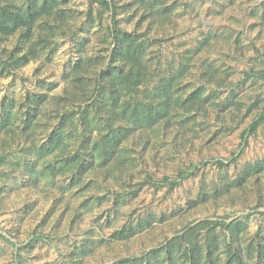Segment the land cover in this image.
Masks as SVG:
<instances>
[{"label":"rangeland","instance_id":"1","mask_svg":"<svg viewBox=\"0 0 264 264\" xmlns=\"http://www.w3.org/2000/svg\"><path fill=\"white\" fill-rule=\"evenodd\" d=\"M108 1L137 83L114 95L101 0H57L0 33V264H192L209 227L186 233L208 220L217 264H264V120L245 133L264 110V76L249 73L264 69V0ZM140 99L151 118L135 123L124 109Z\"/></svg>","mask_w":264,"mask_h":264},{"label":"trees","instance_id":"2","mask_svg":"<svg viewBox=\"0 0 264 264\" xmlns=\"http://www.w3.org/2000/svg\"><path fill=\"white\" fill-rule=\"evenodd\" d=\"M57 0H24V4L21 6H15V1L14 0H8L6 6L2 7L0 10V33L3 34H11L15 32L17 29L22 27L23 25H28V29L32 28V25L35 21L40 19L42 15H44L49 9H52L53 5L56 3ZM103 4L108 5L112 11H113V16H112V32L114 35V38L116 39V43L118 44L116 49L112 51L111 54V62H118L119 65H113V67H116L114 70H109L107 71L104 70L102 71L101 78H103L104 88H108L111 95H114V92L118 89V87H128L129 89H134L133 85H136V80L134 78V73H135V65H131V67H128V70L123 67H127L129 62H133L131 57H128L124 50H123V44L124 42L129 39L128 37L129 34H126L123 30H118L117 26V19L116 15L118 13V6L117 3L113 1H108V0H101ZM14 5V6H13ZM119 31V32H118ZM23 39V37H22ZM139 47L141 46H136V51L133 53L135 57V64L138 63L139 61ZM18 48H22V46H19ZM29 60V56L24 54L23 55V64H25ZM130 64V63H129ZM138 67V65L136 64ZM113 71V72H111ZM115 71V72H114ZM114 73H117V78L113 76ZM249 73H259L264 76V69L258 70V71H251ZM248 73V74H249ZM102 80V79H101ZM162 87V86H161ZM110 99V98H109ZM150 104L145 103L144 99H140L135 102V106H132L130 108L125 107L124 113L127 114L128 119H133L136 122L135 123H143L151 118V113L152 110L150 109ZM146 110H149V114H146L147 116L141 118L140 114L138 112H144ZM264 120V110L259 113V115L250 123L248 126L247 130L245 133L253 132L257 129V127L263 122ZM109 124V123H108ZM107 126V125H106ZM109 127V126H107ZM126 131L125 126L120 125L118 129L112 130V136L109 137V149L117 147L120 145V142L123 140L122 138L124 134H121V132ZM128 133H125V135ZM62 134L58 132L54 133L51 138H50V144H58L60 141H62ZM80 152V151H79ZM77 152L76 154L73 155L75 158L74 160H77L80 158L82 160V152ZM91 155V154H90ZM218 163L224 164L223 160H218ZM81 165V164H80ZM184 174V173H181ZM180 174V175H181ZM165 183L170 182L172 185L177 183V180H171V178L167 177L164 179ZM207 225V226H206ZM206 226L207 228L209 227V234H208V242L207 244V251L202 250V246L197 245L195 242L191 244V246H188V248L185 251V256L187 260H190L192 264H195V262L198 261H203L205 260V264H217L218 262L216 261L217 258L214 256V249L216 247H213L214 245L217 244V234H215V222L214 221H206V222H201L195 226H193L187 233L186 236H193L194 233L198 230H200L202 227ZM128 228H125L123 231H119V236L126 234ZM231 236L233 240H235V232L231 231ZM192 242L193 240H189ZM256 243V242H255ZM252 246L255 248V245L252 244ZM257 246V245H256ZM258 254L261 256L262 259H264V247H260L258 250ZM154 252L156 250L154 249ZM252 252V251H251ZM152 253V252H151ZM251 256V253H250ZM233 260H229L226 264H230L233 262H238V264H245L242 257L239 256L238 254L232 255ZM173 255L170 260V264H175V260H173ZM125 259L120 260L119 264H124ZM137 260H134L133 262H136ZM133 264V263H132ZM252 264V263H251Z\"/></svg>","mask_w":264,"mask_h":264}]
</instances>
